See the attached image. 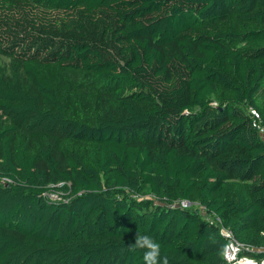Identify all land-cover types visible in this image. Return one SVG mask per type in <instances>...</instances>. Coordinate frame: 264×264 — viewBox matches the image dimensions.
I'll return each instance as SVG.
<instances>
[{
  "label": "trees",
  "instance_id": "16d2710c",
  "mask_svg": "<svg viewBox=\"0 0 264 264\" xmlns=\"http://www.w3.org/2000/svg\"><path fill=\"white\" fill-rule=\"evenodd\" d=\"M0 57V264H144L137 233L169 264H231L222 228L264 245V0H0Z\"/></svg>",
  "mask_w": 264,
  "mask_h": 264
},
{
  "label": "rangeland",
  "instance_id": "374dc122",
  "mask_svg": "<svg viewBox=\"0 0 264 264\" xmlns=\"http://www.w3.org/2000/svg\"><path fill=\"white\" fill-rule=\"evenodd\" d=\"M0 66H5L10 69V60L4 57H0ZM41 74L49 84L57 88L62 93V99L71 103L74 110H76L80 114H83L85 117L92 115L94 97L92 90H90L91 84L86 78L78 76L74 73L64 72L57 67L44 68L41 70ZM1 183L5 184L6 182L2 181ZM50 197L53 200H60L64 197V194L61 192V188L54 187L52 188V192H50ZM150 198H152L150 195H144L139 199L141 202H144ZM160 203L161 205L165 204L162 202ZM175 204L183 208L197 206L194 202L185 204H182V202H176ZM204 216H207V213H204ZM208 218L213 221V218ZM215 222H218V220H215ZM233 235L237 241L245 245V248H247L246 251L250 250L248 252L251 254V256L249 255L250 258L256 259L258 262L261 261L262 258H264V245L251 244L250 240L245 242L238 239L235 233H233ZM246 251L244 253H247Z\"/></svg>",
  "mask_w": 264,
  "mask_h": 264
},
{
  "label": "built area",
  "instance_id": "2783aa9c",
  "mask_svg": "<svg viewBox=\"0 0 264 264\" xmlns=\"http://www.w3.org/2000/svg\"><path fill=\"white\" fill-rule=\"evenodd\" d=\"M250 116L252 118V126L258 131L260 137L264 141V123L261 117V114L255 109L251 108L249 110ZM190 203L182 201V204ZM222 234L227 240V245L225 247V259L231 264H248L249 262L253 264H264V258L261 261L250 258L249 255H246L244 252L247 250L245 245L237 241L233 233L226 229L222 228ZM250 250L246 251L249 252Z\"/></svg>",
  "mask_w": 264,
  "mask_h": 264
},
{
  "label": "clouds",
  "instance_id": "9594fccd",
  "mask_svg": "<svg viewBox=\"0 0 264 264\" xmlns=\"http://www.w3.org/2000/svg\"><path fill=\"white\" fill-rule=\"evenodd\" d=\"M129 252L142 250L144 264H169V257L161 255V245L150 235L135 236V242L127 246Z\"/></svg>",
  "mask_w": 264,
  "mask_h": 264
},
{
  "label": "bare ground",
  "instance_id": "6f19581e",
  "mask_svg": "<svg viewBox=\"0 0 264 264\" xmlns=\"http://www.w3.org/2000/svg\"><path fill=\"white\" fill-rule=\"evenodd\" d=\"M248 264H253V263L249 262Z\"/></svg>",
  "mask_w": 264,
  "mask_h": 264
}]
</instances>
